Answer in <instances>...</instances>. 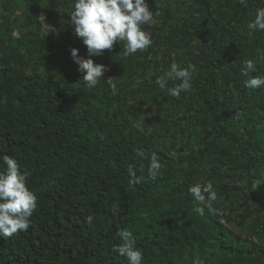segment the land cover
Listing matches in <instances>:
<instances>
[{
  "label": "trees",
  "instance_id": "1",
  "mask_svg": "<svg viewBox=\"0 0 264 264\" xmlns=\"http://www.w3.org/2000/svg\"><path fill=\"white\" fill-rule=\"evenodd\" d=\"M75 2L0 0V175L14 158L37 197L0 264H128L124 229L142 264H264V86L245 87L264 78V31L248 27L264 0H145L152 45L128 57L123 42L89 57ZM72 49L108 69L96 87ZM173 63L196 68L179 99ZM209 182L217 214L201 217L189 189Z\"/></svg>",
  "mask_w": 264,
  "mask_h": 264
},
{
  "label": "clouds",
  "instance_id": "2",
  "mask_svg": "<svg viewBox=\"0 0 264 264\" xmlns=\"http://www.w3.org/2000/svg\"><path fill=\"white\" fill-rule=\"evenodd\" d=\"M240 3L247 7L246 0H240ZM70 18L71 24L75 27V34L83 40L88 49L89 57L101 56L105 51H112L120 42L124 44L125 57L146 51L152 45L151 36L141 28L142 25L149 24L153 20V13L145 0H76ZM248 27L253 33L257 30L264 31V8L257 9L255 19ZM71 55L74 62L79 65V71L86 73L83 81L87 87H96L104 73L108 71L106 66L96 64L91 58L83 59L79 56L78 49H72ZM195 70V65L191 64L184 69H180L175 63L171 65L167 78L181 81L175 87L168 89L171 96L179 99L182 92L191 91V73ZM254 70V62L245 61L242 74L247 76L249 71ZM156 83L161 89L167 87L164 77H159ZM262 86H264V78L259 76L245 81V87L249 89L254 90ZM139 155L143 157L145 154L140 151ZM3 161L7 171L0 175V201H2L0 202V235L7 239L20 231L28 230L30 218L37 208V197L27 187V173L21 174L17 161L10 156H4ZM150 161L148 176L155 181L162 165L155 153L151 154ZM128 173L131 177L129 186L134 187L140 182L134 166H128ZM189 192L201 205L194 208L199 216H204L205 207L212 215L217 214V210L213 207L217 193L213 190L211 182L203 187L192 186ZM87 219L90 223L93 218ZM117 235L122 242L114 248V251L126 257L128 264H142V253L135 248L132 232L124 229Z\"/></svg>",
  "mask_w": 264,
  "mask_h": 264
},
{
  "label": "rangeland",
  "instance_id": "3",
  "mask_svg": "<svg viewBox=\"0 0 264 264\" xmlns=\"http://www.w3.org/2000/svg\"><path fill=\"white\" fill-rule=\"evenodd\" d=\"M54 35H56V36L58 37V39H60V38H61V35H60V33H54Z\"/></svg>",
  "mask_w": 264,
  "mask_h": 264
}]
</instances>
